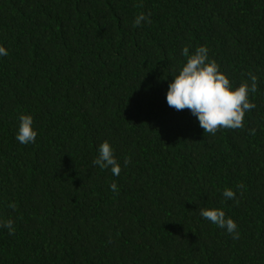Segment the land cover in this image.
<instances>
[{"label": "trees", "instance_id": "obj_1", "mask_svg": "<svg viewBox=\"0 0 264 264\" xmlns=\"http://www.w3.org/2000/svg\"><path fill=\"white\" fill-rule=\"evenodd\" d=\"M0 46V264H264V0H0ZM185 46L257 76L243 129L167 105ZM105 141L119 176L93 164Z\"/></svg>", "mask_w": 264, "mask_h": 264}, {"label": "clouds", "instance_id": "obj_2", "mask_svg": "<svg viewBox=\"0 0 264 264\" xmlns=\"http://www.w3.org/2000/svg\"><path fill=\"white\" fill-rule=\"evenodd\" d=\"M142 21L151 23L148 16L141 13L135 18L133 26H140ZM7 54V50L0 46V56ZM182 55L186 57V62L178 74H171L173 79L168 83L166 92L167 105L177 111L189 110L198 119L204 133L215 135L220 129H243L245 113L256 107L255 103L250 102L249 94L258 91L257 76L248 72L249 79L234 87L230 79L219 70L218 63L209 59L206 46L197 47L192 54H189V48L185 46ZM32 125L31 115L19 116L15 138L20 144L35 142L37 133ZM249 131L251 134L255 133V129ZM129 162V159L125 158L124 166ZM93 164L101 169L110 168L114 176L120 175L121 166L107 141L99 145L98 156L93 160ZM237 188L242 190L243 184ZM110 189L118 193L115 182L110 185ZM222 194L226 200H235L236 194L230 188L225 189ZM9 207L15 209L16 205L13 203ZM199 215L218 228L225 229L233 239H239L237 224L231 218H226L223 210L202 208ZM13 224L14 222L9 219L0 222V227L7 228L8 234L13 235L15 233Z\"/></svg>", "mask_w": 264, "mask_h": 264}]
</instances>
